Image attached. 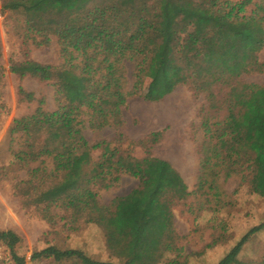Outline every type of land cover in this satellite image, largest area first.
<instances>
[{
  "label": "rangeland",
  "instance_id": "rangeland-1",
  "mask_svg": "<svg viewBox=\"0 0 264 264\" xmlns=\"http://www.w3.org/2000/svg\"><path fill=\"white\" fill-rule=\"evenodd\" d=\"M242 1L231 0L234 4ZM258 4L259 0H255L248 9L249 14ZM83 20L73 21L76 27H85ZM221 38L227 43H208L201 47L199 52L202 54L198 56H193L185 45L180 47V59L168 57L160 73L176 83L173 92L156 102L136 99L130 103V109L121 121L103 124L86 112V88L67 64L56 40L28 34L17 21L5 20L0 0V47L4 69L0 83L4 104V110H0V145L13 121L34 116L41 101L46 112H58L54 87L35 80L29 68L33 64L60 66L68 73L67 85L76 87L77 105L87 127L83 135L90 147L106 142L119 151L131 152L138 161L151 156L175 170L184 184L180 193H174L180 183L159 187L158 181H170L175 175L159 171L156 163H124L119 165L123 172L120 168L116 172H107V179L101 178L92 184L103 168H107L105 161L96 164L104 152L110 153L107 148L90 155L83 151L70 154L71 146L64 148V153H69L72 168L47 184L41 185L38 180L30 182L26 170L12 169L6 176L7 181L0 183V230L12 231L21 238L27 264L34 252L50 246L62 251H81L96 262L112 264H163L168 252L176 246V237L182 255L206 251L214 240L211 229L195 220L198 203L214 207L216 199L211 195L212 188L224 185L230 196L241 182L237 176L225 181V175L216 171L205 181H199V174L203 172L201 155L209 149L199 154L210 141L211 132L225 128L229 131L226 144L214 139L218 148L216 156L230 151L235 144L247 143L253 153L252 165L264 172L262 134L242 139L227 125L245 106V94L264 90V47L256 49L239 28L225 31ZM144 40L146 45L141 44V48H147V44L149 48L159 45L152 33H145ZM159 62L151 59L144 64L148 72L144 73L145 80L158 72ZM24 68L28 74L21 79L20 72ZM216 73L232 76V81L230 86L223 87L222 91L217 88L208 96L206 82ZM128 74L131 80L132 66L128 67ZM182 74L187 75L186 80L178 83V75ZM153 77L145 88H155L151 84ZM20 88L34 94L37 101L20 103ZM24 124L28 125V122ZM27 131L30 136L27 142L32 145L28 151L34 158L46 152L56 153L55 149L63 148L62 142L68 139L63 128L36 124L28 125ZM119 137L125 142H118ZM39 163H33L32 167L37 168ZM242 168H245L244 163L234 169ZM216 173L218 177H215ZM88 191L96 195L95 200L88 196ZM262 216L260 211L258 217L250 220L257 221ZM260 240L264 243L263 236ZM0 247L1 257L13 264L6 248L1 244ZM222 250L223 247L218 248L217 253Z\"/></svg>",
  "mask_w": 264,
  "mask_h": 264
},
{
  "label": "trees",
  "instance_id": "trees-1",
  "mask_svg": "<svg viewBox=\"0 0 264 264\" xmlns=\"http://www.w3.org/2000/svg\"><path fill=\"white\" fill-rule=\"evenodd\" d=\"M254 1L243 0L234 4L231 0H1V5L5 20L17 21L28 34L56 40L67 64L86 88V112L99 123L107 124L121 121L124 114L128 113L130 103L136 99L156 102L173 92L176 83L160 73L168 57L180 59L179 48L183 45L193 56H198L202 54L199 52L201 47L208 43L217 45L215 41H218L226 44L227 41L221 35L239 28L256 45V49L263 48L264 0H259L256 10L249 14L248 9ZM77 18L84 19L85 27L75 26L73 20ZM145 33H152L159 45L149 48L147 44L148 49L141 48V44L146 45ZM81 37H84L83 41ZM2 57L0 47V83L4 78ZM151 59L160 61L159 69L151 80L155 88H145L152 77L144 79V73L148 74L144 64ZM131 66L133 75L130 80L128 67ZM25 68L20 72L21 79L28 74ZM29 71L41 84L54 87L58 112H46L45 104L41 101L34 116L13 121L0 145V183L6 182L7 174L16 167L26 170L30 182L38 180L41 185L50 183L72 168L69 153L63 151L71 146L70 154L83 151L90 155L104 148L110 152H104L96 163L100 165L101 161H105L107 168H103L104 171L91 181L92 184L101 178L107 179V172H116L119 165L124 163H156L159 171L175 175L174 178L170 177V181H158V186L170 187L180 183L181 186L174 190V193H180L184 186L180 176L160 160L146 156L138 161L131 152L126 153L121 147L122 151H119L112 143L101 142L90 147L83 135L87 127L77 105L76 87L67 85L68 73L63 67L33 64ZM178 76L177 82L183 83L187 75ZM210 78L205 89L208 96L217 88L222 91L232 81V76L225 77L218 73ZM160 84L163 86L156 87ZM18 95L20 103L37 101L34 94L23 88L19 89ZM244 104L241 112L227 125L242 139L258 134L264 138V90L245 94ZM0 110H4L1 93ZM25 121L28 125L63 128L67 131L68 139L62 142L63 148L55 149L56 153L46 152L40 157H31L29 151L32 145L27 142L30 136ZM228 135L226 128L212 131L210 141L203 150L201 148L199 154L209 149L208 153L201 155L203 172L199 174L200 182L205 181L207 176L211 177L213 171L223 173L225 181L234 176L241 179L239 187L230 196L224 190V185H216L215 189H211V195L216 199L214 207L198 203L195 220L211 229L214 241L206 251L185 256L177 246L176 237L177 248L175 246L168 252L163 264H264V243L260 240L264 237V172L252 165L253 153L247 143L235 144L230 151L215 155L218 148L214 139L226 144ZM117 141L125 142L121 137ZM38 161L39 166L33 168V163ZM243 163L245 168L234 169ZM217 168L220 170H215ZM120 170L123 172V168ZM215 177H218L217 173ZM87 194L95 200L93 192L88 191ZM153 195H156L155 191ZM203 210L206 212L203 213ZM260 211L263 216L259 220H250L258 217ZM0 244L9 252L13 264H27L23 241L14 232L0 230ZM220 247L224 251L218 254L217 249ZM30 264L112 263H99L81 251H62L50 246L34 252Z\"/></svg>",
  "mask_w": 264,
  "mask_h": 264
},
{
  "label": "built area",
  "instance_id": "built-area-1",
  "mask_svg": "<svg viewBox=\"0 0 264 264\" xmlns=\"http://www.w3.org/2000/svg\"><path fill=\"white\" fill-rule=\"evenodd\" d=\"M0 252H1V247H0ZM11 261L10 260H6L5 257H1V254H0V264H10Z\"/></svg>",
  "mask_w": 264,
  "mask_h": 264
}]
</instances>
